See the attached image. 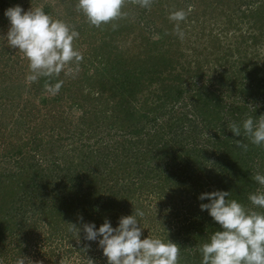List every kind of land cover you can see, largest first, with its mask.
I'll return each mask as SVG.
<instances>
[{
  "label": "trees",
  "instance_id": "obj_1",
  "mask_svg": "<svg viewBox=\"0 0 264 264\" xmlns=\"http://www.w3.org/2000/svg\"><path fill=\"white\" fill-rule=\"evenodd\" d=\"M24 1L0 0V264L21 256L107 264L97 242L67 223L98 228L108 219L116 227L135 209L144 212L142 238L169 239L180 248L178 264H202L200 247L220 226L201 211V193L229 191V200L264 212L248 199L264 191L252 178L264 174V145L230 131L264 115V0H189V13L188 0H124L132 14L152 9L149 1L159 6L150 17L171 31H181L169 23L179 10L215 25L223 14L227 30L203 22L182 44L164 30L143 37L146 27L131 14L98 27L87 19L74 29L83 59L36 81L6 38L4 12Z\"/></svg>",
  "mask_w": 264,
  "mask_h": 264
},
{
  "label": "clouds",
  "instance_id": "obj_2",
  "mask_svg": "<svg viewBox=\"0 0 264 264\" xmlns=\"http://www.w3.org/2000/svg\"><path fill=\"white\" fill-rule=\"evenodd\" d=\"M123 3L124 0H78L77 6L88 21L98 27L121 16ZM4 15L9 21L8 43L29 60V81L59 75L66 65L83 59L74 47L79 33L64 21L53 19L44 9L25 11L22 6L15 5L7 8ZM184 16L183 11H178L172 19L183 20ZM61 86L62 81H58L50 90L58 92ZM230 131L236 137L243 131L251 143L262 146L264 115L259 118L249 116L241 124L232 123ZM236 142L247 149L240 140ZM252 178L264 186V174L257 172ZM229 196V191L214 190L198 197L208 201L200 204L201 211L206 210L220 226V230L200 247L202 264H264V212L248 209L235 199L229 200ZM248 199L252 205L264 209V191L251 193ZM143 216V211L135 209L131 215L121 216L116 227L108 219L98 228L94 222L84 223L82 228L71 222L67 224L79 238L83 231L84 240L97 242L107 264H178L180 248L176 243L150 235L142 238L145 228L138 217ZM29 261L21 256L16 264H28Z\"/></svg>",
  "mask_w": 264,
  "mask_h": 264
},
{
  "label": "rangeland",
  "instance_id": "obj_3",
  "mask_svg": "<svg viewBox=\"0 0 264 264\" xmlns=\"http://www.w3.org/2000/svg\"><path fill=\"white\" fill-rule=\"evenodd\" d=\"M149 4H151L153 6L152 9L147 8L144 12L143 11H133V14L130 12V7H126V5H122V15L117 17L118 20L121 19V17L123 15H126L127 17L132 16V18L135 19V23L136 25H138V23L140 24V27L145 26V32L141 35H143V37L149 38L150 40H156L159 38V33H157V30H164V31H168L169 33L171 32L172 35H176L177 38H179L178 40L180 42H182V44H185V39L187 37L193 39L194 36H192V33H197V32H192V31H197L199 29H201L199 26L201 23H205V28L204 29H209L211 26L214 28L215 26H220V28H222L223 30H227V19L223 14H220V16L217 18V16H215V20L218 21V25H215V23L213 22V20L209 19L206 15L202 16L200 13L199 19L196 18L195 19H190V17L186 18L187 14L189 13V11L191 10H195V4L190 3V1H186L185 5L188 6V13H185V16L183 20H174L172 19V16L169 18V23L174 24V29L178 30V28L181 29V31L177 32V31H171L170 28L168 26H161L162 24V19H158L156 21L152 20L154 18L151 19V14L153 15H158L160 16L159 13V6H155L153 5L150 1L148 2ZM183 3V2H182ZM184 4V3H183ZM78 0H30V1H24L20 4V6H22V8L27 11L30 8L32 9H36V8H41L44 9L46 7L50 8L51 11V17L53 19H59L64 21L70 28L75 29L78 28V26L82 25L83 22H85L87 20V17L84 15V13L78 8ZM15 6V5H14ZM169 5H166L164 7V9H167ZM193 7V8H192ZM199 8V7H198ZM197 8V9H198ZM203 9V8H202ZM202 9H198V11L203 12ZM182 11V10H179ZM209 12V10H208ZM219 10L217 9L216 11H213V13L215 14H219ZM129 14V15H128ZM158 16V17H159ZM223 23H226V25H222ZM138 27H135V29H129L130 32V37H129V44L131 42H133V45H135L136 48V44L139 46L141 45V35L139 30L137 29ZM157 28V29H156ZM3 28L0 29V32H2ZM184 38V40H183ZM144 42V41H143ZM144 46V45H142ZM204 46V45H203ZM201 45V47H203ZM210 46V45H208ZM78 48V47H77ZM134 49V48H133ZM137 50V49H134ZM74 114H79V111L74 110L73 111ZM156 201H158V198L156 196L153 197ZM153 204V206H154Z\"/></svg>",
  "mask_w": 264,
  "mask_h": 264
}]
</instances>
